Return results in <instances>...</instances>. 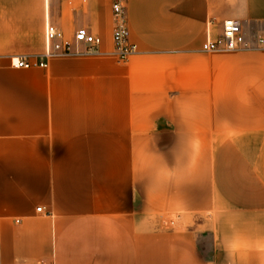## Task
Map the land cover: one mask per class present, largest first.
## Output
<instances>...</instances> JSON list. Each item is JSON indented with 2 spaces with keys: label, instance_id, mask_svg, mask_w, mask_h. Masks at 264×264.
<instances>
[{
  "label": "crops",
  "instance_id": "0c3cea01",
  "mask_svg": "<svg viewBox=\"0 0 264 264\" xmlns=\"http://www.w3.org/2000/svg\"><path fill=\"white\" fill-rule=\"evenodd\" d=\"M112 4L0 0V264H264V50L202 49L264 0H126L125 62Z\"/></svg>",
  "mask_w": 264,
  "mask_h": 264
},
{
  "label": "built area",
  "instance_id": "2783aa9c",
  "mask_svg": "<svg viewBox=\"0 0 264 264\" xmlns=\"http://www.w3.org/2000/svg\"><path fill=\"white\" fill-rule=\"evenodd\" d=\"M112 11L114 17L113 41L115 53L119 61H127L137 51L136 45L130 42L129 24L126 12V0H113ZM46 52L44 56H22L12 58L11 66L17 69L29 70L30 68L47 69V60L55 56H64L71 54V43L65 39V36L48 21L45 27ZM75 40L78 45H84L87 51L99 48L102 43L100 37L91 35L86 29L76 32ZM202 49L205 52H228L237 51L264 50V36L259 35L254 43L246 40L241 23L238 20H227L223 23V34L216 41H207ZM42 212V208H37Z\"/></svg>",
  "mask_w": 264,
  "mask_h": 264
}]
</instances>
